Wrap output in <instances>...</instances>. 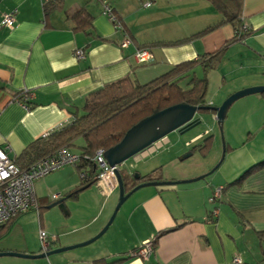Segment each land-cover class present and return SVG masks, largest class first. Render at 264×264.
<instances>
[{
  "label": "crops",
  "instance_id": "0c3cea01",
  "mask_svg": "<svg viewBox=\"0 0 264 264\" xmlns=\"http://www.w3.org/2000/svg\"><path fill=\"white\" fill-rule=\"evenodd\" d=\"M46 1L55 0H0V22L4 13L14 11L12 28L0 24V146L13 159L37 138L70 123L74 113L81 114L90 93L123 77L143 84L173 65L223 49L217 66L207 73L206 94L215 83L222 103L234 91L264 85V0H242L243 37L232 40L235 30L223 23L176 44L169 42L220 21L208 0H63L60 8L45 12ZM103 3L122 21V29L103 13ZM81 7L92 16L86 30L75 29L69 19ZM125 35L130 43L123 47ZM157 42L162 44H153ZM140 47L151 54L144 63L133 57ZM79 48L85 49L82 59L74 56ZM195 70L201 71L200 66ZM25 90L31 94V108L17 100ZM206 103L217 105L212 98ZM202 115L216 123L215 113ZM209 132L205 129L197 141L212 135L201 163L185 164L180 158L181 153H194L193 144L171 145L134 159V166L124 161L119 169L127 174L156 169L162 182H179L132 192L93 242L47 258L0 256V264H94L101 258L112 264H232L233 257L241 264H264V167L235 182L264 161V93L242 97L229 107L223 121V158L216 135ZM164 140L169 142L166 136ZM80 173L67 164L37 179L40 212L19 214L2 232L0 251L41 252L39 229L48 233L51 249L94 237L114 210L118 185L108 195L94 183L70 196L82 183ZM217 187L221 197L211 202ZM63 197V210L47 208ZM31 211L37 217L28 222ZM151 238L154 249L147 259L131 254Z\"/></svg>",
  "mask_w": 264,
  "mask_h": 264
},
{
  "label": "trees",
  "instance_id": "16d2710c",
  "mask_svg": "<svg viewBox=\"0 0 264 264\" xmlns=\"http://www.w3.org/2000/svg\"><path fill=\"white\" fill-rule=\"evenodd\" d=\"M62 1H46L44 4L45 12L53 8H60ZM208 1L220 14V21L188 38L169 42L170 44L180 43L186 39L201 36L223 23L231 24L235 30V36L232 40H235L238 36L243 37L246 34L239 32L242 29V0ZM69 19L73 22L74 28L78 30H86L92 22V16L84 7L74 11L69 15ZM116 19L123 27L122 21L117 17ZM153 44L162 43L157 42ZM83 50L85 52V49ZM222 52L223 49L215 51L212 54L203 55L195 60L180 62L171 66L165 73L143 84L127 76L104 85L85 98L81 107V114L74 113V119L70 123L57 130L48 132L31 142L18 157L14 158L15 163L21 168H26L61 146L78 149L81 159L75 165L80 172H85L86 178H81L82 183L80 186L70 192V196L76 195L81 187L96 182L98 169L92 161L95 152L100 148L107 149L115 145L130 126L149 115L154 109H163L180 102L206 106L207 73L217 66ZM196 66H200V76H196L194 72ZM198 113L215 112L211 109L203 108ZM79 138L84 141L82 146L75 144V141ZM211 140L212 135L205 137L202 143L192 147L191 151L199 150L203 154L207 153ZM262 167H264V161L252 165L235 182H239L246 175ZM155 171L156 169L146 175H139L138 178H135V172L127 174L122 169H119L125 192L130 191L139 183L149 181L160 182L162 179L160 173H155ZM36 211L40 212L39 204H37ZM17 216L0 226V236ZM51 244L52 242H50L49 249H51ZM94 264H112V262H107L104 258H101L95 260Z\"/></svg>",
  "mask_w": 264,
  "mask_h": 264
},
{
  "label": "built area",
  "instance_id": "2783aa9c",
  "mask_svg": "<svg viewBox=\"0 0 264 264\" xmlns=\"http://www.w3.org/2000/svg\"><path fill=\"white\" fill-rule=\"evenodd\" d=\"M150 3H146L148 6ZM103 13L113 22L116 28L122 29L121 23L116 19L112 12L111 7L107 3H103ZM14 11L6 12L3 14L0 24L8 28L14 25L13 18ZM130 43L127 35L124 36L121 46L126 47ZM84 50L79 48L74 51V56L77 59L84 58ZM133 57L137 63H144L150 57V51L147 47H140L133 53ZM31 94L29 91L21 92L17 100L23 103L27 108H30L29 99ZM47 134V133H46ZM45 135V134H44ZM165 137L153 142L137 154L133 156L134 159L143 158L158 149H160L165 142ZM103 148L98 149L92 161L97 166L96 182L95 185L101 193L108 195L113 191L118 183L115 176V170H119V166H110L104 158ZM81 159V154L68 148L61 146L49 155L35 161L26 168H21L17 165L13 158L9 157L7 152L0 146V226L4 225L8 220L24 213L29 209L37 210V199L34 192V182L49 174L52 171L58 170L64 165H75ZM81 178H86L85 172L80 173ZM222 189L217 187L213 190L210 201L221 197ZM54 198L57 194L53 195ZM216 209L213 210L215 214ZM38 239L40 242L41 250L47 251L50 247V238L46 231L39 229ZM154 239H147L140 244L133 252L132 255L140 256L147 259L154 249ZM239 257H233L232 264H241Z\"/></svg>",
  "mask_w": 264,
  "mask_h": 264
},
{
  "label": "water",
  "instance_id": "95a60500",
  "mask_svg": "<svg viewBox=\"0 0 264 264\" xmlns=\"http://www.w3.org/2000/svg\"><path fill=\"white\" fill-rule=\"evenodd\" d=\"M264 93V85H256L245 87L239 89L233 93H231L228 97H226L222 103L218 106H200V105H191L186 102L176 103L174 105H170L163 109H154L149 115L141 118L135 124L130 126L122 136V138L115 145L104 150V158L110 166L118 165L120 166L124 161L133 157L135 154L152 144L153 142L159 140L160 138L165 137L168 133L178 130L179 132L185 131L195 124L199 123L201 120L198 117H195L196 113L200 109H211L215 112L216 123L219 126L220 132L222 133V124L227 114L229 107L238 99L253 95V94H262ZM225 153V145H223V151L221 158H223ZM191 152H187L183 158H187L190 156ZM115 176L118 183V201L114 207V210L108 219L107 223L104 227L92 238L83 241L81 243L57 247L54 249H49L47 251H41L39 253H21V252H13V251H0V256H15L21 258L28 259H39V258H47L52 254H56L67 249H71L74 247L87 245L97 238H99L108 228L110 223L112 222L117 210L121 206V204L130 196V194L136 191L138 188L147 185H159L162 183L170 184V183H178L179 181H149L139 183L134 186L130 191L125 192L123 181L121 179V175L119 170H115ZM206 175H200L195 178L202 179ZM135 178L139 177V174H134ZM184 182V181H183ZM88 185L83 186L82 188L87 187ZM63 197L53 203H51L47 208L57 207L63 210L64 207V199Z\"/></svg>",
  "mask_w": 264,
  "mask_h": 264
},
{
  "label": "rangeland",
  "instance_id": "374dc122",
  "mask_svg": "<svg viewBox=\"0 0 264 264\" xmlns=\"http://www.w3.org/2000/svg\"><path fill=\"white\" fill-rule=\"evenodd\" d=\"M194 72L197 75H201V71L199 70H194ZM215 83H211L210 86V90H208V93L206 94L205 99H207V101L212 98V100L214 101L215 104H217L216 106L220 105V98L222 93L218 92L217 89H215ZM235 92V91H234ZM200 116L199 118H201V121L197 124H195L194 126H192L191 128L179 132L178 130H174L170 133H168L166 135V137L168 138L169 142H165V144L158 149L155 153H160L162 150L168 149L169 146H178L181 144H193V145H199L202 143V140L197 142L200 138V135L204 132L205 129H207L208 131H210L209 133L216 135V139L219 145V153H220V157L222 155V151H223V145L225 144V140H224V133H223V124H222V133L220 132L219 126L217 123L212 122L211 120H207L206 122V118L204 115H202V113H198ZM208 119V118H207ZM211 122V123H210ZM212 124V125H211ZM212 126V127H211ZM80 139V138H79ZM82 141V140H81ZM194 153L190 156H188L187 158H184L182 161L185 164H198L201 163L202 161H204V156L206 155L203 154L202 152H199V150H195L193 151ZM187 153V152H186ZM186 153H181L180 158H182ZM210 157V156H208ZM134 158L130 157L129 159L126 160V165H135L134 164ZM181 161V160H180ZM179 161V163H180ZM135 173H138L135 169H134ZM33 213H29L28 215V222H33L32 220H36L37 214L35 213V211H31Z\"/></svg>",
  "mask_w": 264,
  "mask_h": 264
}]
</instances>
